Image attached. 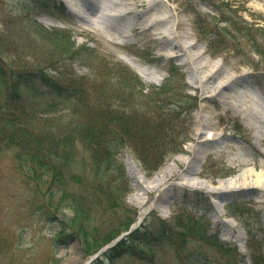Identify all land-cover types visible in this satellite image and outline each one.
Instances as JSON below:
<instances>
[{"label":"rangeland","instance_id":"374dc122","mask_svg":"<svg viewBox=\"0 0 264 264\" xmlns=\"http://www.w3.org/2000/svg\"><path fill=\"white\" fill-rule=\"evenodd\" d=\"M171 1L163 3L177 8L180 19L191 25V39L205 52V61L222 63L235 76L246 75L249 88L264 95V0ZM81 13L91 17L85 10ZM116 23L123 29V21ZM46 32L71 37V45L63 46L57 35L49 38ZM139 39L135 36V44L119 47L100 30L87 28L61 0H0V106L16 85L33 107L43 106L36 110L49 116L43 129L46 143L61 127L68 132L81 126L87 129L85 135L72 133L71 147L63 139L50 144L57 152L76 154L71 175L79 174L88 187L82 190L73 181L70 193L88 198L95 194L106 206L87 203L90 214L96 216L95 229L89 231L93 239L87 240L70 209L46 213L51 211L46 205L47 187L24 185L20 165L27 162L16 161L0 145V264H85L138 220L141 207L134 201L135 178L150 184L175 157L192 159L200 154L202 171L196 179L209 188L237 175V159L244 155L264 168V145H251L256 134L245 118L213 105V127L200 129L202 106L195 97L201 92L194 88L188 67L176 58L156 59L161 47L149 48ZM82 50H88V55ZM123 67L128 75L121 71ZM79 87L88 89L90 96L57 98L58 90ZM160 118L165 119L162 124ZM120 122L130 130H122ZM146 126L150 129L145 130ZM199 131L204 132L202 136ZM213 132L218 137L215 141L209 139ZM92 137L91 153L85 144ZM214 148L233 152L207 156ZM100 161L105 163L102 168ZM184 168L179 163L181 171L168 184L144 196L146 208H151L138 231L102 256L104 261L93 264H264V208L253 203L264 205L260 195L235 188L213 195L199 189L201 185L188 187L183 184L188 178L179 179ZM117 184L123 198L118 197V206L112 209L105 199ZM222 200L226 212L222 219L230 221V228L242 236L239 239L213 217V209ZM73 225L79 227L77 232Z\"/></svg>","mask_w":264,"mask_h":264},{"label":"bare ground","instance_id":"6f19581e","mask_svg":"<svg viewBox=\"0 0 264 264\" xmlns=\"http://www.w3.org/2000/svg\"><path fill=\"white\" fill-rule=\"evenodd\" d=\"M68 4L70 12L77 14L78 19L83 21V24L87 28L104 30L106 34H112L118 41H131V32L133 36L139 37L142 41L149 45V48L161 47L157 50L155 56L156 59H162L163 56L173 59L176 58L181 66H187L192 78V83L196 91L201 92V96L195 97L196 101H199L202 108L201 116L198 120V126L202 130H207L209 127H213L212 118L215 115L213 105L219 107L218 110L233 111L241 114L245 118L246 124L255 134L250 143L255 148L264 145V95L256 94L249 88L250 81H246V75L240 74L235 76L232 72L226 71L225 66L222 63H214L211 61H205V52L201 51L197 46L198 44L191 39L192 33L191 25L185 20H181L179 13H176L177 8L169 5L165 7L163 0H61ZM168 3L171 0H166ZM172 0L171 2H173ZM162 6V9L159 8ZM88 12L91 17L88 19L85 17L82 11ZM123 21V29L118 28L116 22ZM192 31V30H191ZM139 39V40H140ZM140 40V41H141ZM218 63V64H217ZM237 70L238 67L232 68ZM146 70L143 69V72ZM249 78V77H247ZM199 115V114H198ZM226 130L227 128L224 127ZM204 132L199 131L198 134ZM197 134V135H198ZM211 135V136H210ZM209 136L211 141L218 139L213 132ZM202 136V135H201ZM255 138V141L253 140ZM200 137L195 138V141ZM187 152L190 151L188 148ZM184 150H182V153ZM233 149H216L214 148L207 156H213L214 154H221L225 156H231ZM264 155V151L261 152ZM236 163L238 172L232 179H225L219 182L215 187H211L203 182H199L196 177L200 176L202 171L201 166L203 159L200 158V154L196 155L192 159L173 158L163 168H161L155 176L150 179V184H144L137 177L135 178V186L137 193L135 194L134 201H139L141 210L139 211L138 221L143 219L148 213L146 208V202L142 201L144 196L151 192H158L163 186L168 184L169 180L173 178L174 174L179 169V163L185 165L184 175L180 174L179 178L189 180L184 185L199 189L207 190L208 193L216 195L222 191H230L229 189L248 192H257L259 197L264 201V168L254 162V158L250 159L246 155L242 158H238ZM253 168V169H252ZM137 170V169H136ZM258 170V172H256ZM194 180V181H193ZM147 181V180H145ZM260 208H264V205H260L257 201L253 202ZM153 208V207H152ZM224 202L218 204L217 209L214 210V219L217 224L227 228V231L237 238H241L238 231L230 228V221L222 219L226 217ZM161 212H164L159 208ZM264 217V214H263ZM225 221L226 223H224ZM229 224V226H228ZM86 261L85 264H87Z\"/></svg>","mask_w":264,"mask_h":264},{"label":"trees","instance_id":"16d2710c","mask_svg":"<svg viewBox=\"0 0 264 264\" xmlns=\"http://www.w3.org/2000/svg\"><path fill=\"white\" fill-rule=\"evenodd\" d=\"M46 33L49 38H54L55 35H57L59 41L65 47H69V45H71V37L69 36H64L58 32ZM71 49H75V46H73ZM121 71L124 74H128L125 69H121ZM138 85L140 86V84ZM18 90L19 88H16L15 85L12 90L13 92L8 94V96L5 98V105H2V107L0 106V145H5L6 149L8 148L14 155L16 161L21 160L23 162H27L25 165H20L23 174L22 181L24 185L30 187V185L32 186L33 183L35 186H37V188H39L40 185L47 187V192L45 195L47 200L46 205L51 208V211H47L46 213L50 215L63 207L70 209L74 213V216H76V225L78 224V226H83L81 229L82 236L87 240L93 239V237L91 238L89 236V231L93 232V229H95L93 226V220L96 218V216L94 214L91 215L90 209L86 206H88L87 203H90L89 206L95 204L104 206L103 200L101 197L95 194L91 196V198H88L82 195L74 197V194L70 193L69 188L72 187L71 183L73 181H76L77 184L79 183L82 190L88 187V184L84 182V179L79 180V174L71 175L72 172H75L74 167L76 163L74 162L76 154H74L72 151L67 153V150L64 152H57L55 146L53 145L52 148V145L50 144L52 143V140L55 143V139H63L67 143L66 146L71 147L73 146L72 133L78 136L83 134L85 135L87 133L85 130L87 129H84L81 126L79 129H74V131L68 132L63 127H61L62 129H59L57 136H55V133L53 135L49 133L52 140L49 141L50 143H46V141H44V136L47 134H45L43 129L48 124L49 116H46V111L36 110L37 108L43 106L33 107L32 104L29 103L30 101L27 98H24ZM87 92L88 89L82 87H79V90L63 88L58 90L56 95L57 98L63 97L64 99H69L71 97H78L79 99L80 97L84 98L90 96ZM92 101H96V98L92 99ZM85 104L89 109L93 110L86 102ZM93 104L96 105L95 102H93ZM159 120V123L161 124L165 121V119L162 118ZM95 124L96 123L94 122V125ZM119 124L122 130L126 132L127 130H130L129 125L127 128H125L124 123L120 122ZM91 127H94L95 129V126ZM41 128L42 131L39 130ZM147 129L150 128L146 126L145 130ZM137 133L140 136L144 134L143 132ZM153 136L148 135V137L151 138H153ZM99 137L101 139L103 138L101 135H99ZM93 140L95 139L92 137L91 139L87 140L85 144L89 146L90 149L94 143ZM91 151L92 149L90 152ZM139 156L143 158L142 154ZM71 158H73V160H71ZM104 164V162L100 161L99 166L102 168V165ZM88 165L89 164L86 163L85 166L88 170H90ZM85 172L86 171H82V173L86 174ZM118 186L119 184L115 186L112 185V195L105 199L107 207L109 208L115 209L118 206L116 203L117 198H123L122 188ZM73 229H75L77 232L79 227L73 225ZM87 245L89 247L92 246L89 241H87ZM91 249L92 248L89 250ZM200 260L202 261L201 258Z\"/></svg>","mask_w":264,"mask_h":264},{"label":"water","instance_id":"95a60500","mask_svg":"<svg viewBox=\"0 0 264 264\" xmlns=\"http://www.w3.org/2000/svg\"><path fill=\"white\" fill-rule=\"evenodd\" d=\"M112 246V245H111ZM111 246H107V248L106 249H104V250H102L101 252H100V254H102V253H105L106 252V250L108 249V248H110ZM94 260V259H93Z\"/></svg>","mask_w":264,"mask_h":264}]
</instances>
